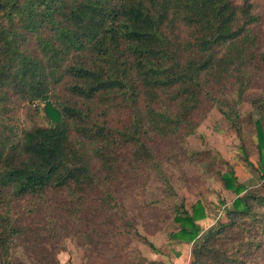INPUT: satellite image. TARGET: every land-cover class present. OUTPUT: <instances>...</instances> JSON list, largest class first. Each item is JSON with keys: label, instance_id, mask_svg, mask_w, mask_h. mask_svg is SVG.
I'll return each mask as SVG.
<instances>
[{"label": "trees", "instance_id": "trees-1", "mask_svg": "<svg viewBox=\"0 0 264 264\" xmlns=\"http://www.w3.org/2000/svg\"><path fill=\"white\" fill-rule=\"evenodd\" d=\"M257 21L250 0H0V264H14L18 239L58 237L54 216L33 229L24 222L39 205L59 203L55 216L88 225L116 211L109 188L124 168L164 178L152 137L192 133L204 102L238 127V107L249 101L264 160V85L248 94L264 83ZM11 100H43L48 124L7 123ZM110 108L123 118L112 123ZM222 180L237 194L226 221L200 235L180 206L193 240L188 264H264V191L247 190L232 171ZM18 201H29L25 214Z\"/></svg>", "mask_w": 264, "mask_h": 264}, {"label": "rangeland", "instance_id": "rangeland-1", "mask_svg": "<svg viewBox=\"0 0 264 264\" xmlns=\"http://www.w3.org/2000/svg\"><path fill=\"white\" fill-rule=\"evenodd\" d=\"M250 2L258 17L252 28L258 33L261 46L264 45V0ZM263 85L259 80L248 94L259 93ZM55 92L66 95L62 85H57ZM9 106L7 118L11 119H6L7 123L14 122L21 129L48 124L43 100L33 103L11 100ZM196 115L197 125L189 135L152 137L151 147L164 178L149 168H141L135 174L123 169L120 183L109 188L117 203L116 211L102 212L88 225L69 219L64 212L55 216L61 211L55 202L48 207L39 205L38 213L28 214L24 222L32 229L45 224L49 215L54 216L60 233L57 238L38 241L18 239L12 247L14 264H42L43 255L59 264H188L193 240L180 220L185 218L181 204L202 228L201 235L217 222L226 221L225 209L237 197L232 188L224 186L223 175L232 171L247 190L264 191L261 178L264 160L256 145L259 117L256 108L249 101L239 105L238 127H233L209 102H204ZM108 116L112 123L123 118L121 111L113 108ZM262 126L264 129V119ZM174 151H178L175 156ZM243 151L253 167L243 162ZM124 152L121 158L128 160V152ZM58 195L50 199H57ZM27 202L18 201L19 213L25 214L23 208ZM50 208L54 210L49 212ZM109 213L112 214L108 217Z\"/></svg>", "mask_w": 264, "mask_h": 264}]
</instances>
